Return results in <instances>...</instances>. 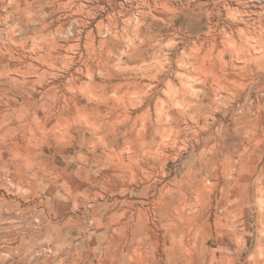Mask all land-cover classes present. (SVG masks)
<instances>
[{
    "label": "clouds",
    "instance_id": "1",
    "mask_svg": "<svg viewBox=\"0 0 264 264\" xmlns=\"http://www.w3.org/2000/svg\"><path fill=\"white\" fill-rule=\"evenodd\" d=\"M0 264H264V0H0Z\"/></svg>",
    "mask_w": 264,
    "mask_h": 264
}]
</instances>
